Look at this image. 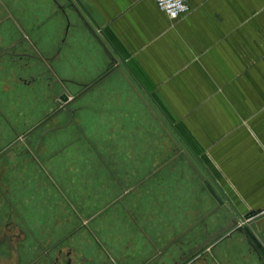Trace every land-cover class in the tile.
<instances>
[{"label":"crops","instance_id":"crops-1","mask_svg":"<svg viewBox=\"0 0 264 264\" xmlns=\"http://www.w3.org/2000/svg\"><path fill=\"white\" fill-rule=\"evenodd\" d=\"M186 1L170 20L154 0H0L1 263L264 264L245 229L193 251L228 219L181 155L262 227L264 0ZM145 100L181 147L158 163Z\"/></svg>","mask_w":264,"mask_h":264},{"label":"rangeland","instance_id":"rangeland-1","mask_svg":"<svg viewBox=\"0 0 264 264\" xmlns=\"http://www.w3.org/2000/svg\"><path fill=\"white\" fill-rule=\"evenodd\" d=\"M143 94V93H142ZM148 100V99H147ZM57 108L56 109H60V106L59 105H55ZM151 108H152V110H154L153 112H155V114H156V117L160 120V123H162V124H164V126L168 129V131H170L171 133L174 131V128H173V125L171 124V122L170 121H168V119L167 118H165V116H162V114L159 112V110L157 109V108H155V106H152L151 105ZM162 127V126H161ZM163 129V128H162ZM173 134V133H172ZM59 135V134H58ZM167 133L163 130V132H159V131H156V137H153V138H149L148 139V143L150 144V145H152L153 146V148L152 147H150V152L152 153V152H156L155 154H153V155H150L149 154V156L151 157V162H153L154 161V157H155V161H156V163H158L159 161H165L166 160V158L168 157V156H170V154H172L171 152H165L164 151V149L165 148H172L173 146V141L169 138V136L167 135ZM57 135H55V137H56ZM173 136H174V138L176 139V137H175V135L173 134ZM30 137V135H23V136H21L19 139V141H21V143H22V145L24 144V145H26L27 144V142L25 141L27 138H29ZM47 138H49V137H47ZM78 138V137H77ZM77 138H73V141L71 142V144L72 145H74L76 142H77ZM12 139H13V137H12ZM57 139V138H56ZM64 140V139H63ZM177 140V139H176ZM39 141V140H38ZM6 144H8V143H6ZM70 144V145H71ZM3 145H5V144H3ZM46 145V144H45ZM45 145H43V146H45ZM180 145V144H179ZM167 146V147H166ZM46 147V146H45ZM161 147V149H159L158 150V148H160ZM163 147V148H162ZM41 148H42V146H41ZM62 148L63 149H65V147H63L62 146ZM67 148H69V145L67 146ZM156 148H157V150H156ZM160 150H163V152H160ZM63 152V151H62ZM64 153V152H63ZM12 154V153H11ZM70 154H74L73 152H69V155ZM79 155H82L83 157L84 156H86V153H78ZM177 154H180V153H177ZM54 155V154H53ZM12 160H18L17 158H12ZM28 160H30V158H27V160L26 159H21V164L22 163H27L28 162ZM150 161V160H149ZM197 161V160H196ZM155 163V164H156ZM6 164V163H5ZM1 165L0 164V183H1V185L3 184V182H4V184L2 185V187H4L5 188V190L6 191H9V189H11L12 188V185L14 184V180H13V178H14V176H15V174H13V173H10V174H7L8 173V171H7V169H5L6 167V165ZM5 167V168H4ZM148 167H150L149 165H148ZM149 170V168L147 169V171ZM7 171V172H6ZM83 173L87 176V174L86 173H89V171H87L86 172V170H83ZM172 168L171 169H169V170H167V171H165L164 172V175L166 174L167 175V177L168 178H166V179H164V180H166V182H167V184L166 185H164V187L163 188H165L164 190L165 191H167L169 188H170V186H169V178L172 176ZM39 173H36V175H38ZM14 175V176H13ZM89 175V174H88ZM38 179H39V177L38 176H36ZM208 179V178H207ZM209 180V179H208ZM3 181V182H2ZM210 182H211V180H209ZM164 181H160V179L159 180H155V181H153L151 184H150V186H151V188L153 189V188H159L160 189V187H161V183H163ZM211 185H212V187L216 190V192L218 191V189H217V187L211 182ZM218 194H220V196H221V198H222V200H225L224 198H223V196H222V194L220 193V192H218ZM10 215V211H9V209L7 208V206H6V203H4L3 202V200L1 199V197H0V236H1V234H2V232H7V233H9V234H11V233H13L14 232V227H15V225H16V218L15 217H10L9 216ZM68 219H70V218H68ZM58 236H60V233H56L55 235H54V237L55 238H58ZM35 245V244H34ZM34 245L32 246V247H34ZM36 246V245H35ZM7 250H4V253L3 254H5V255H9L7 252H6ZM34 253L35 252H38L39 251V247L37 248V246L36 247H34ZM3 260L5 261V260H7L6 258H3ZM3 261V262H4ZM5 263V262H4ZM0 264H3V263H1L0 262ZM45 264H47V263H45Z\"/></svg>","mask_w":264,"mask_h":264},{"label":"water","instance_id":"water-1","mask_svg":"<svg viewBox=\"0 0 264 264\" xmlns=\"http://www.w3.org/2000/svg\"><path fill=\"white\" fill-rule=\"evenodd\" d=\"M121 71L125 75V72L122 69H121ZM125 76H126L127 79L129 78V76H127V75H125ZM140 97L143 100L145 98L144 95L141 94V93H140ZM61 101L62 102L66 101V95H64V96L61 97ZM146 105L148 107L151 106V104H149L148 101H146ZM153 114L156 116L155 112H153ZM161 126H162L163 130L167 133V135L169 136V138L177 146V148L179 150H181V147L178 145V143L174 139L173 134L170 131H168V129L164 126V124L161 123ZM181 155L189 162V164L192 166V168L198 174V176L202 180L205 188L208 190V192L210 193V195L214 198V200L216 201L217 205L219 207H221L223 210H225V214H226V217L228 219L227 224H225L223 227H221L214 234L208 236L201 243V245H199L196 248H194L193 251H199L201 249H204L208 245L209 242H212V241L218 239L220 236H223V235L228 234L229 232H232V231H235V230L236 231H242L244 229L247 231V233H249L250 235H252L253 239L259 245V248L262 251H264V223H263V225H262V227L260 229H258V227L256 226V223L255 222H249L245 226L238 227V222H239V220L242 217L241 216H238L237 214H235L234 211L231 210V208H230V210H228L226 208V206L224 205L225 200H222L220 194H218V191L216 192V190L212 187L211 183L206 178V176L202 173V171L198 168V166L196 165V163L185 152H181ZM4 239H7L8 245L11 246L10 243H9V238H7L5 234H3L2 237L0 238V242H3Z\"/></svg>","mask_w":264,"mask_h":264},{"label":"built area","instance_id":"built-area-1","mask_svg":"<svg viewBox=\"0 0 264 264\" xmlns=\"http://www.w3.org/2000/svg\"><path fill=\"white\" fill-rule=\"evenodd\" d=\"M156 6L162 11L170 20H177L184 16L189 11V6L186 0H154ZM246 219L241 218L238 222V227L244 226Z\"/></svg>","mask_w":264,"mask_h":264},{"label":"flooded vegetation","instance_id":"flooded-vegetation-1","mask_svg":"<svg viewBox=\"0 0 264 264\" xmlns=\"http://www.w3.org/2000/svg\"><path fill=\"white\" fill-rule=\"evenodd\" d=\"M25 141H28V139H26Z\"/></svg>","mask_w":264,"mask_h":264}]
</instances>
